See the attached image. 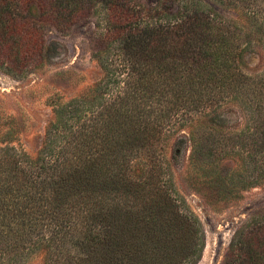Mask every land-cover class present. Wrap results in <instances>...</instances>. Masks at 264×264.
Here are the masks:
<instances>
[{"label": "trees", "instance_id": "1", "mask_svg": "<svg viewBox=\"0 0 264 264\" xmlns=\"http://www.w3.org/2000/svg\"><path fill=\"white\" fill-rule=\"evenodd\" d=\"M229 1L244 4L247 28L207 0H0L1 69L22 75L40 68L56 53L49 33L97 17L92 56L104 72L96 95L55 110L57 122L36 161L15 147L0 150L2 264H27L38 252L45 264L199 262L205 238L197 220L171 199L166 184L122 174L121 160L151 152L156 129L174 115L184 124L215 123L222 108L236 104L251 113L246 130L230 137L250 145L248 173L206 183L218 185L224 200L264 179V73L243 70L247 55H264V0ZM132 95L156 100L163 121H148L149 104L134 121L108 114L106 122L98 119L101 139L93 144L89 111L96 106L97 113L105 97L124 106ZM222 264H264V212L236 230Z\"/></svg>", "mask_w": 264, "mask_h": 264}, {"label": "rangeland", "instance_id": "2", "mask_svg": "<svg viewBox=\"0 0 264 264\" xmlns=\"http://www.w3.org/2000/svg\"><path fill=\"white\" fill-rule=\"evenodd\" d=\"M138 1L148 5L157 0ZM229 2L207 0L220 16L247 28L248 23L243 19L244 4L236 6ZM97 21V17L83 19L68 31L49 33L47 40L53 41L56 53L40 68H28L22 75L0 68V150L15 147L19 154L25 153L36 161L46 146L49 127L57 122L55 110L91 93L96 95L93 92L104 78L103 70L92 56ZM243 70L250 76L262 75L264 55H247ZM106 99L97 113L96 106L89 111L87 135L93 138V144L101 139L95 134L96 131L102 133L97 121L106 122L108 114L117 115L118 119L126 116L134 121L146 113L149 104L148 121L151 123L162 117L161 113L157 114L156 100H136L132 95L122 106L121 100L114 98L108 102ZM182 112V109L177 111L178 116ZM249 116L251 113L243 111L241 105L232 104L214 116L215 123L201 118L200 122L184 124L176 115L169 121L161 119L163 125L156 129L158 133L151 144V152H134L122 157V174L149 175L152 177L150 184L155 187L166 184L171 199L185 206L197 220L205 238L202 258L197 264H222L236 230L264 212V179L251 188L239 187L232 199L224 200L217 195L218 185L206 183L217 175H247L250 145L246 144V139L245 145L236 144L230 137L246 130ZM193 136L201 144L200 151L205 156L202 161L195 154ZM178 142V151H174ZM100 168H105V162ZM27 264H45V255L38 252Z\"/></svg>", "mask_w": 264, "mask_h": 264}]
</instances>
